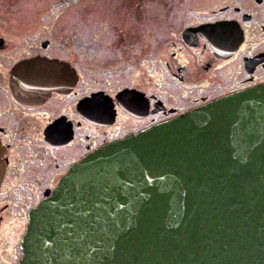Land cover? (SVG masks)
Wrapping results in <instances>:
<instances>
[{
	"label": "flooded vegetation",
	"instance_id": "1",
	"mask_svg": "<svg viewBox=\"0 0 264 264\" xmlns=\"http://www.w3.org/2000/svg\"><path fill=\"white\" fill-rule=\"evenodd\" d=\"M111 4L102 30L154 36L115 38L94 65L64 29L0 12V264H18L29 212L85 155L264 83V0ZM207 25L216 28L196 30Z\"/></svg>",
	"mask_w": 264,
	"mask_h": 264
},
{
	"label": "water",
	"instance_id": "2",
	"mask_svg": "<svg viewBox=\"0 0 264 264\" xmlns=\"http://www.w3.org/2000/svg\"><path fill=\"white\" fill-rule=\"evenodd\" d=\"M20 248L18 264H264V83L85 155Z\"/></svg>",
	"mask_w": 264,
	"mask_h": 264
},
{
	"label": "rangeland",
	"instance_id": "3",
	"mask_svg": "<svg viewBox=\"0 0 264 264\" xmlns=\"http://www.w3.org/2000/svg\"><path fill=\"white\" fill-rule=\"evenodd\" d=\"M112 0H0V12L7 23H41L50 24L51 33H59L64 37L77 39L82 42L83 58L93 64L92 59L108 58L111 55V40L126 37L127 39H139L142 34L145 38L154 36V32L114 31L102 30L106 26L107 19L113 14ZM23 17V18H22ZM25 17V18H24ZM63 24V27L60 26ZM151 35V36H150ZM96 52L98 55H95ZM104 52V53H103ZM100 53L106 54L101 55ZM97 56V57H95ZM94 65V64H93ZM90 68V67H88ZM93 73L87 72L91 77ZM17 239H12L9 244H16Z\"/></svg>",
	"mask_w": 264,
	"mask_h": 264
}]
</instances>
